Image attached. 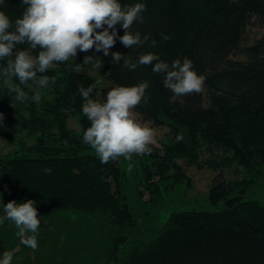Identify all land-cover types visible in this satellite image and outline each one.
I'll list each match as a JSON object with an SVG mask.
<instances>
[{"label": "trees", "instance_id": "1", "mask_svg": "<svg viewBox=\"0 0 264 264\" xmlns=\"http://www.w3.org/2000/svg\"><path fill=\"white\" fill-rule=\"evenodd\" d=\"M120 2L146 5L143 23H134L132 30L150 34L157 44L125 48L118 38L124 30L116 25L118 37L109 52L130 53L135 59L139 52L152 51L169 62L188 57L206 77L203 92L178 97L164 87L152 65L129 70L123 61L117 65L111 55L90 50L102 65L98 73L110 82L102 88L103 99L112 85L148 81V100L135 110L144 120L166 127L171 137L163 150L134 155L129 171L118 160L102 164L83 143V131L68 127L70 114L78 117L83 130L90 126L82 115L78 87L96 85L97 78L91 74L92 64H82L81 54L45 73L56 79L41 90L39 103L27 88L29 99L16 102L0 79V113L6 116L0 134L15 139L25 133L35 139L31 145L20 140L13 153L0 156V215L8 201L27 199L46 213L84 214L95 221L97 231L99 223L109 231L108 264H264V204L244 199L264 180V32L247 42L250 26L264 30V0ZM23 7L20 0H5L0 10L14 21ZM164 35L170 38L165 41ZM98 90L96 85L93 98ZM177 134L183 140L177 142ZM200 152L209 158L202 160ZM179 158L213 168L236 163L245 168L247 178L228 180L221 168L209 201H223V209L173 207L163 224L139 230L141 218L149 217V205L156 219L175 186L188 181ZM145 192L149 199L143 201Z\"/></svg>", "mask_w": 264, "mask_h": 264}, {"label": "clouds", "instance_id": "2", "mask_svg": "<svg viewBox=\"0 0 264 264\" xmlns=\"http://www.w3.org/2000/svg\"><path fill=\"white\" fill-rule=\"evenodd\" d=\"M22 14L13 21L0 10V79L3 85L14 93V100L23 103L31 99L39 103L42 91L49 83H55V76L45 75L58 63H65L79 52H96L111 55L112 62L135 70L138 66L152 65V71L162 76L163 85L176 96L199 94L204 90L206 77L199 74L190 58H177L170 62L161 59L152 51L139 52L135 59L119 51L109 52L116 42V25H121L124 34L119 40L125 48L148 44L156 46L157 41L150 34L142 36L133 31L134 23H143L144 3L124 4L120 0H20ZM5 0H0L3 5ZM170 37L163 36L167 41ZM27 45V47H18ZM35 53V54H34ZM82 64L102 67L95 56L86 55ZM81 64L76 65V70ZM18 81L19 83H15ZM100 81H96L99 85ZM96 85H80L78 92L83 98L82 115L90 122L82 133L83 143L94 150L102 164L121 158L131 160L134 155L151 152L155 143L156 130L138 118L135 109L145 96L148 81L133 85H112L106 98H93L91 93ZM23 86V87H22ZM27 88L29 91H25ZM2 119V116H0ZM183 140L177 134L176 141ZM131 171V165H129ZM9 221L17 229L16 235L22 245L35 250L38 247L40 217L35 201L27 199L17 203L10 200L3 204L0 224ZM13 252L5 250L0 264H12Z\"/></svg>", "mask_w": 264, "mask_h": 264}, {"label": "rangeland", "instance_id": "3", "mask_svg": "<svg viewBox=\"0 0 264 264\" xmlns=\"http://www.w3.org/2000/svg\"><path fill=\"white\" fill-rule=\"evenodd\" d=\"M264 30L252 25L249 27L247 42L251 43L254 39L259 37ZM81 56L90 55L89 52H79ZM77 53V54H78ZM97 80L100 81L98 85V92L94 98L103 99L102 88L110 85V82L102 78L98 73L97 68L90 70ZM136 111V110H135ZM138 118L149 122L156 130L155 143L151 145V150L162 149L164 143L171 141L168 137V129L163 126H158L150 121H146L136 111ZM0 125L6 124V116L0 113ZM68 127L76 133L83 131L78 117L70 114L68 118ZM20 140H25L28 145L34 142V137H28L25 133H19L15 139H10L0 134V156H7L13 153ZM163 150V149H162ZM162 152V151H161ZM202 160H206L208 155L200 152ZM177 163L182 166L183 172L189 178L187 182H180L175 186L169 194V201H165L160 209V213L156 219H153L155 209L152 205L148 207L147 218H141L139 221V230L149 226H160L165 221L170 210L175 209H205V210H221L224 208V202L218 204H211L209 201V191L211 189L213 178L223 168L225 176L228 180H243L247 178L245 168L239 164H232L230 166H223L213 168L207 164L203 165L189 164L188 160L179 158ZM128 160L123 158L118 160V164L122 167L129 168ZM203 162V161H202ZM140 190L143 191L142 186ZM141 200H148L147 192L143 194ZM172 199V200H170ZM244 199L259 200L264 204V180L257 188H253L247 192ZM152 206V207H151ZM151 212V214H149ZM40 217V226L38 230L37 240L38 247L33 250L22 245L19 237L16 235L17 229L9 221L0 224V256L3 251L8 250L13 252L12 264H108V237L109 231L100 224L98 231L95 228V221L88 216L78 212H60V213H46L37 210ZM3 213H1V216ZM102 223V222H101Z\"/></svg>", "mask_w": 264, "mask_h": 264}, {"label": "flooded vegetation", "instance_id": "4", "mask_svg": "<svg viewBox=\"0 0 264 264\" xmlns=\"http://www.w3.org/2000/svg\"><path fill=\"white\" fill-rule=\"evenodd\" d=\"M1 216V215H0Z\"/></svg>", "mask_w": 264, "mask_h": 264}]
</instances>
